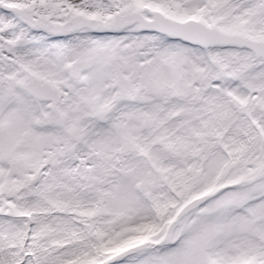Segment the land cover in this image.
<instances>
[{"label":"snow or ice","instance_id":"obj_1","mask_svg":"<svg viewBox=\"0 0 264 264\" xmlns=\"http://www.w3.org/2000/svg\"><path fill=\"white\" fill-rule=\"evenodd\" d=\"M0 264H264V0H0Z\"/></svg>","mask_w":264,"mask_h":264}]
</instances>
